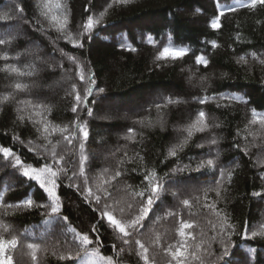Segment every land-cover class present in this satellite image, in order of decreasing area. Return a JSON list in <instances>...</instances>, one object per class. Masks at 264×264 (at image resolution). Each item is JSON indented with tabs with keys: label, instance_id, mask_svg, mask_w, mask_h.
I'll return each mask as SVG.
<instances>
[{
	"label": "trees",
	"instance_id": "trees-1",
	"mask_svg": "<svg viewBox=\"0 0 264 264\" xmlns=\"http://www.w3.org/2000/svg\"><path fill=\"white\" fill-rule=\"evenodd\" d=\"M0 41V150L14 154L0 151V240L12 264H176L177 249L186 264H264V4L0 0ZM165 47L187 54L165 59ZM45 164L55 213L23 175Z\"/></svg>",
	"mask_w": 264,
	"mask_h": 264
},
{
	"label": "snow or ice",
	"instance_id": "snow-or-ice-1",
	"mask_svg": "<svg viewBox=\"0 0 264 264\" xmlns=\"http://www.w3.org/2000/svg\"><path fill=\"white\" fill-rule=\"evenodd\" d=\"M257 3L264 4V0H251V4L253 6H255ZM92 26H93L92 20H91V18H89L86 27L88 29H91ZM211 26H212V28L215 29V28L219 27V24H218V22H216L214 20L212 22ZM2 43H4V42L0 41V44H2ZM79 46L82 47L83 45L81 44ZM186 54H187V49L165 47L160 55H161V57H163L165 59L170 57L173 60H175V59H179V58L184 57ZM241 59H243V57H241ZM196 63L197 64H203L206 67L207 64H208V60L204 59L202 57H197L196 58ZM83 79H84V77L81 76V80H83ZM90 83L95 84V80L90 79ZM92 91L93 90L91 88H89L88 91H87V96H90L92 94ZM99 91L102 93L104 91V89L101 88V89H99ZM87 96H85L83 98V101H82V97L79 94H77L76 95L77 103L80 104L81 102H83L86 105L87 104ZM199 102L201 104L207 103V99L206 98L201 99ZM217 107H219V105H217ZM72 111L75 113L77 111L76 107H73ZM88 115L89 116L92 115L91 108L88 109ZM253 115L255 116V113H253ZM198 116H199V119H200L201 122H204L206 120V113L204 111H199ZM253 122H255V121H253ZM260 122L264 123V120H262ZM77 127L79 128L80 131L83 132L84 138L87 139L88 132L86 130H84V128L82 126H80V125H77ZM199 130L200 131H204L203 128H200ZM212 143L215 144L216 141L212 140ZM82 147H83V145H81V148ZM0 151L3 152V155H4L5 158L14 155L9 148H3ZM171 154L174 156L175 152H172ZM81 164H83V159L81 160ZM208 164L211 165L212 161L209 160ZM15 165L16 166H22L23 165V162L20 160L19 157H15ZM44 172L48 173L51 177H55L56 176V173L53 172L52 168L49 165H47V164H45L43 168H39V169L38 168H32V167H24L23 175L25 177H28L31 180L37 181L39 183V187L41 189H43L50 198H52V201H53L52 211L55 213V212H57V208L55 207V203H56L57 200H59V197L57 196V193L55 191L56 182H55L54 179L51 180V181L41 179V175L40 174L44 173ZM117 175H119V173H117ZM221 175H223L222 171H221ZM49 184H51V187H49ZM157 187L158 186H152L151 194L147 198V206L148 207H145V208L142 209V212L144 214H146L148 211L151 210V206L154 203L153 196L157 194ZM141 195H143V194H141ZM254 195H259V193H254ZM26 203H27L28 206H32L33 201L31 199H29V200L26 201ZM97 203L99 204V199H97ZM184 203L187 204V201H184ZM40 207H43V205H40ZM101 211H103V209H101ZM103 214H104V216L107 217V219L110 222V224L112 226H114L116 229H118L120 233H123V235L125 237H128L130 235V232L128 230H126V227L121 222L116 220L113 216L109 215L107 211H104ZM65 219H67V218L65 217ZM139 223H140V218L134 220L127 227L128 228H135L136 225L139 224ZM184 227L185 228H190L191 225L185 223ZM93 231H96V227L95 226L93 227ZM180 234L184 235L183 232H181ZM253 235H256V233H253ZM80 240L84 244H90L92 242L87 235H83L82 237H80ZM8 243H9V245L11 247H15L16 246V241L15 240L8 241ZM124 243L127 244L128 240H124ZM136 244L139 245V247L141 249H143L145 252L147 251V249L144 248V245L141 244L139 240H136ZM34 247H36V245H29V248H34ZM4 251H5V241L0 240V264H12L11 257L5 258L3 256ZM224 254L227 255V251L226 250H225ZM172 255H173V258L176 260V264H186L185 253L183 251H181L180 249H177ZM193 255H195V254H193ZM209 255H211V253H209ZM181 257H185V258L181 259ZM196 258L199 259L198 256ZM107 259H108L109 264H111V258L109 257ZM144 259L147 260V256H145ZM217 259H220V257H217Z\"/></svg>",
	"mask_w": 264,
	"mask_h": 264
},
{
	"label": "rangeland",
	"instance_id": "rangeland-1",
	"mask_svg": "<svg viewBox=\"0 0 264 264\" xmlns=\"http://www.w3.org/2000/svg\"><path fill=\"white\" fill-rule=\"evenodd\" d=\"M38 49V48H37ZM40 50H44L43 49V47H41V48H39ZM59 50L57 49V52H58ZM59 52H61V51H59ZM62 54V52L60 53V55ZM50 57H51V59H49V60H51V61H49L48 60V63H49V66H50V68H54V65L55 64H57V65H60V58H57V57H55L54 55H49ZM41 63H42V61H40ZM68 71V70H67ZM67 71H65V73L64 74H61V76L60 77H58V76H55V77H53L54 79L52 80V82H51V85H53V87L52 88H56V87H58V86H61V85H63L64 83H65V81H67V78H69V75H67L68 74V72ZM40 80V84H41V78H38V80H35L34 79V81H33V83L35 84V83H37V81H39ZM45 89H48V88H50V86L48 87H44ZM160 93H158L157 95H159ZM104 103V107H106V109H110V107L111 106H109V102L107 103V102H103ZM111 105H112V103H111ZM139 106V105H138ZM103 113H101V114H99V116H103L102 118H104V119H106V120H109V119H111V118H113L114 119V117H116V116H114V117H112L111 115L109 116V115H102ZM98 152H99V154L102 156V158H106V157H108L109 156V152H110V149H108L107 147L106 148H103V147H101L99 150H98ZM183 188H184V186H183Z\"/></svg>",
	"mask_w": 264,
	"mask_h": 264
}]
</instances>
